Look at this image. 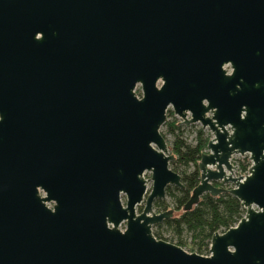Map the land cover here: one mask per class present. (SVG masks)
Instances as JSON below:
<instances>
[{
	"label": "water",
	"instance_id": "water-1",
	"mask_svg": "<svg viewBox=\"0 0 264 264\" xmlns=\"http://www.w3.org/2000/svg\"><path fill=\"white\" fill-rule=\"evenodd\" d=\"M169 110L212 134L184 210H246L209 256L153 233ZM0 264H264V0H0Z\"/></svg>",
	"mask_w": 264,
	"mask_h": 264
},
{
	"label": "trees",
	"instance_id": "trees-1",
	"mask_svg": "<svg viewBox=\"0 0 264 264\" xmlns=\"http://www.w3.org/2000/svg\"><path fill=\"white\" fill-rule=\"evenodd\" d=\"M162 129L175 157L171 169L181 175L185 188L169 187L167 197L170 202L165 200L155 203L158 213L173 210L175 214L173 218L154 227L153 233L157 239L173 243L188 252L209 256L214 235L236 226L245 216L246 210L238 198L224 193L218 197L205 194L191 210L185 211L186 204L200 184L198 165L211 135L198 125L182 124L172 110H169L168 120ZM235 165L238 173L245 174L251 162L246 156L242 162L235 161ZM217 186L223 187L221 183ZM166 233L168 237H165Z\"/></svg>",
	"mask_w": 264,
	"mask_h": 264
},
{
	"label": "rangeland",
	"instance_id": "rangeland-1",
	"mask_svg": "<svg viewBox=\"0 0 264 264\" xmlns=\"http://www.w3.org/2000/svg\"><path fill=\"white\" fill-rule=\"evenodd\" d=\"M140 92H141V90H140V87L137 89V93L139 94V95H141L140 94ZM177 117V116H176ZM178 118V117H177ZM179 120H180V118H178ZM182 121V120H181ZM198 126H200L201 128H202V126L201 125H198ZM163 130V129H162ZM205 131H207L210 135H211V137H212V134H211V132L209 131V130H205ZM168 139H169V141L171 140V138L170 137H168ZM168 142V141H167ZM169 143V142H168ZM169 146H170V144H169ZM170 148H171V146H170ZM244 158H246V156L245 157H242V156H235L234 157V163H235V161H241L242 162V160L244 161ZM146 178L147 179H150L151 178V174L150 173H147L146 174ZM149 188L151 189L152 188V183L149 185ZM125 198H123V203L125 204ZM166 201H168V202H170V199L167 197V200ZM142 208L143 207H140V208H138V213H141V211H142ZM156 211V210H155ZM157 212V211H156ZM158 213V212H157ZM120 229L122 230V231H124L125 229H126V224H122V226L120 227ZM167 234V233H166ZM165 237H168V234L167 235H165ZM188 252V251H187ZM189 253H191V252H189Z\"/></svg>",
	"mask_w": 264,
	"mask_h": 264
},
{
	"label": "built area",
	"instance_id": "built-area-1",
	"mask_svg": "<svg viewBox=\"0 0 264 264\" xmlns=\"http://www.w3.org/2000/svg\"><path fill=\"white\" fill-rule=\"evenodd\" d=\"M176 116V115H175ZM181 120V119H180ZM182 122V121H181ZM205 153H207V150L205 151ZM248 157V156H247ZM250 160V159H249ZM251 162V161H250ZM233 164L235 165V163H234V160H233ZM251 165H252V163H251ZM236 166V165H235ZM251 167V166H250ZM250 169V168H249ZM249 174V170H248V172L247 173H245V174H241V173H238V171H237V166H236V176H238V175H242V176H246V175H248ZM210 255V254H209Z\"/></svg>",
	"mask_w": 264,
	"mask_h": 264
}]
</instances>
